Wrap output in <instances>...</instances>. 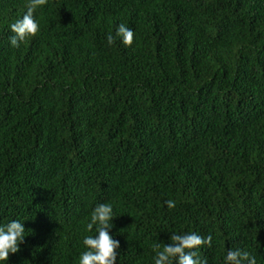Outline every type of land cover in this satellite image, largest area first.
Returning a JSON list of instances; mask_svg holds the SVG:
<instances>
[{
	"label": "trees",
	"instance_id": "16d2710c",
	"mask_svg": "<svg viewBox=\"0 0 264 264\" xmlns=\"http://www.w3.org/2000/svg\"><path fill=\"white\" fill-rule=\"evenodd\" d=\"M27 3L0 0V226L26 231L0 264H79L100 203L116 264L191 232L264 264V0H47L14 47Z\"/></svg>",
	"mask_w": 264,
	"mask_h": 264
},
{
	"label": "clouds",
	"instance_id": "9594fccd",
	"mask_svg": "<svg viewBox=\"0 0 264 264\" xmlns=\"http://www.w3.org/2000/svg\"><path fill=\"white\" fill-rule=\"evenodd\" d=\"M47 0H28L27 11L22 19L11 24V31L15 34L10 38V43L14 47H19L27 37H34L40 31V25L35 19V11L44 6ZM117 38H121L125 46H131L134 41V31L120 24L115 32V36L109 34L107 42L112 45ZM167 207L172 209L176 206L175 201L168 200ZM113 206L110 203L98 204L91 213L90 222L86 225V230H95L96 235H88L83 239L86 251L79 257V264H116L117 249L120 244L113 239L109 230L113 227L111 223L115 218ZM24 224L17 220H12L5 226H0V261H7L9 254L20 251V244L25 241ZM212 236L203 237L195 232L176 234L171 236V244L165 245L161 249V244L153 245L156 255L155 264H207L202 261L195 251L203 246H212ZM225 264H256V257L245 250H229L226 254Z\"/></svg>",
	"mask_w": 264,
	"mask_h": 264
}]
</instances>
